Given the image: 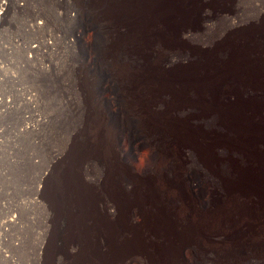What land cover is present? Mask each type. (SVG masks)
Instances as JSON below:
<instances>
[{
  "label": "rangeland",
  "instance_id": "374dc122",
  "mask_svg": "<svg viewBox=\"0 0 264 264\" xmlns=\"http://www.w3.org/2000/svg\"><path fill=\"white\" fill-rule=\"evenodd\" d=\"M145 1L0 0V264H78L105 250L104 232L78 225L74 183L107 192L123 143L121 164L156 172L121 193L129 227L149 198L145 249L130 264H264V171L238 178L223 154L211 165L203 142L219 116L171 97L183 79L161 66L169 50L142 49L141 19L124 13ZM213 1L229 20L195 46L231 24L264 28V0Z\"/></svg>",
  "mask_w": 264,
  "mask_h": 264
},
{
  "label": "bare ground",
  "instance_id": "6f19581e",
  "mask_svg": "<svg viewBox=\"0 0 264 264\" xmlns=\"http://www.w3.org/2000/svg\"><path fill=\"white\" fill-rule=\"evenodd\" d=\"M129 4L128 12L124 11L129 21L136 24L141 19L136 34L142 49L149 54H155V46L169 50L171 61H162L161 66L172 65L170 73L183 79L182 92L177 95L170 89L171 97L183 101L181 109L193 106L203 115L219 116V129L208 133L203 142L211 165L217 166L223 154L229 158L226 165L238 178L262 180L256 174L264 171V28L231 24L230 29L219 30L210 42L195 46L193 41L216 26L217 18L229 20V14L218 13L213 0ZM74 37L80 40L78 33ZM129 150L130 146L123 143L119 153L113 155L107 192L91 190L79 175L75 180L78 225L89 232H104L108 242L105 250L92 257L83 256L78 264H130L132 257L145 249L144 231L151 222L145 208L149 198L140 203L143 223L131 218L136 223L129 227L124 225L127 205L121 193L126 190V181L131 188L132 180L150 176L155 170L149 161L139 167L132 160L121 164ZM118 166H122L124 179ZM101 202L104 218L99 211Z\"/></svg>",
  "mask_w": 264,
  "mask_h": 264
}]
</instances>
